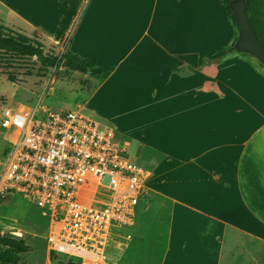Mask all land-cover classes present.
<instances>
[{"label":"crops","instance_id":"obj_1","mask_svg":"<svg viewBox=\"0 0 264 264\" xmlns=\"http://www.w3.org/2000/svg\"><path fill=\"white\" fill-rule=\"evenodd\" d=\"M0 5L66 51L113 67L76 108L118 132L146 171L136 211L149 193L168 200L159 264H264V69L237 51L208 58L236 37L221 0ZM1 128L0 171L12 144Z\"/></svg>","mask_w":264,"mask_h":264},{"label":"built area","instance_id":"obj_2","mask_svg":"<svg viewBox=\"0 0 264 264\" xmlns=\"http://www.w3.org/2000/svg\"><path fill=\"white\" fill-rule=\"evenodd\" d=\"M1 111L12 144L0 195L19 194L58 228L48 236L50 251L76 256L79 264H106L96 255L114 230L130 232L147 192L146 171L128 159L112 127L79 108Z\"/></svg>","mask_w":264,"mask_h":264},{"label":"rangeland","instance_id":"obj_3","mask_svg":"<svg viewBox=\"0 0 264 264\" xmlns=\"http://www.w3.org/2000/svg\"><path fill=\"white\" fill-rule=\"evenodd\" d=\"M8 13L0 5L2 25L21 30L26 34L37 33L44 45L45 53L56 55L60 61L57 65L45 67L36 57L10 54L1 56L0 72L3 76L13 74L15 81L0 80V95H2L0 96V119L3 105L51 110L76 108L77 101L84 95L83 91L95 85L101 78L90 72L66 68L62 60L67 51L65 45L63 49L61 48L62 42L48 41L42 35L40 36L38 30L26 23L19 20L15 22V18ZM222 17L227 24L229 22L232 25L237 39V28L225 10ZM218 21L223 28L225 23L220 15H218ZM243 55L256 59L249 53ZM256 61L264 69L259 60L256 59ZM115 136L119 138L116 131ZM168 207L167 199L158 194L149 193L141 200L130 232L118 233L114 230L103 243V255H96V257L103 258L106 264H159L165 246ZM0 224V233L23 238L33 247L30 251L17 254V264H58L63 260L79 261L76 256L50 251L48 236L54 235L58 228L51 225L31 202L17 193L0 195ZM117 248L121 251L117 252ZM6 253L7 248L0 245V264H3L2 256Z\"/></svg>","mask_w":264,"mask_h":264},{"label":"trees","instance_id":"obj_4","mask_svg":"<svg viewBox=\"0 0 264 264\" xmlns=\"http://www.w3.org/2000/svg\"><path fill=\"white\" fill-rule=\"evenodd\" d=\"M229 1L230 0H221L227 16L236 26V19L231 8L229 7ZM245 4L250 25L255 31L258 39L264 44V0H245ZM235 40L236 38L228 47L221 48L218 51L209 54L208 58H220L229 52L235 51L233 47ZM237 52L248 54L241 51ZM7 54L15 56L36 57L45 67L57 65L60 61L56 55L45 53L44 45L37 33L33 32L32 34H26L22 31L0 25V57ZM63 62L65 63V67L70 70L90 72L91 74L97 75L100 78L107 77L113 69L111 66H96L94 60L89 58H80L70 51L65 53L62 63ZM0 75L3 76L1 72ZM4 77L10 82L15 81V77L11 73L4 75ZM0 245L7 248V253L2 256L3 264H17V254L30 251L33 248L30 244L24 241L23 238H15L3 232L0 233ZM58 264L79 263L72 260H63L59 261Z\"/></svg>","mask_w":264,"mask_h":264},{"label":"water","instance_id":"obj_5","mask_svg":"<svg viewBox=\"0 0 264 264\" xmlns=\"http://www.w3.org/2000/svg\"><path fill=\"white\" fill-rule=\"evenodd\" d=\"M228 4L236 19L238 31L237 39L233 45L234 50L251 54L264 66V44L258 39L250 25L245 0H230Z\"/></svg>","mask_w":264,"mask_h":264}]
</instances>
